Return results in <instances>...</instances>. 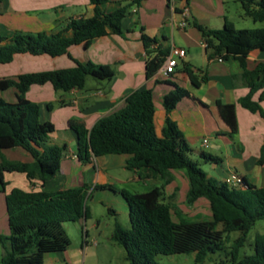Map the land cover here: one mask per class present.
I'll list each match as a JSON object with an SVG mask.
<instances>
[{
  "label": "trees",
  "instance_id": "1",
  "mask_svg": "<svg viewBox=\"0 0 264 264\" xmlns=\"http://www.w3.org/2000/svg\"><path fill=\"white\" fill-rule=\"evenodd\" d=\"M109 0H90L94 5L90 17L69 19L64 29L53 34L15 33L10 38L0 35V63H9L17 53L62 55L72 45L88 47L100 36L124 33L122 22L129 5L124 4L112 12H106L102 4ZM244 13L254 22H264V0H238ZM206 43L208 57L237 59L242 67L241 76L248 88L239 104L250 112L264 118L261 102L264 101V62L253 69L247 68V57L254 50H264V27L237 28L225 19L224 26L212 29L196 24ZM72 30V36L63 33ZM148 55L146 76L151 78L162 66L168 49H151L156 43L145 33L142 35ZM191 83L199 86L198 76L190 67L185 68ZM113 70L108 65L86 64L65 69L37 71L20 74L8 79L6 86L16 89V101H7L0 96V185L5 192L9 235L0 237L3 243L1 264H45L46 253L66 250L71 239L64 223L76 222L90 217L87 203L95 188H110L119 192L127 202L129 227L116 221L113 241L122 246L130 264H161L160 254L195 253V261L203 262L211 253L224 247L225 233L240 231L241 235L231 244L228 255L231 264H264V234L256 236L254 252L240 257L249 230L256 221L264 219V184L256 186L242 178V187L208 177L207 173L190 156V146L177 123L169 116L161 135L155 129V105L152 88L131 92L125 105L100 118L91 129L83 121L71 119L70 129L77 137V158L89 163L93 157L108 154H127L126 168L137 173L140 179L166 180L146 192H131L117 189L110 184L86 181L83 187L56 191L43 189L44 183L56 174L55 164L68 151V145H50L48 141L55 132L52 122H41L39 106L27 98L33 85L51 84L56 90L68 91L82 88L88 76L110 79ZM188 95L182 87L164 96L168 113ZM220 104V103H219ZM228 124L236 130L235 105H226ZM21 148L31 160L10 159L3 151ZM211 160L217 157L204 154ZM264 158V145L258 163ZM173 170H184L188 178L187 201L206 199L211 216L207 220H191L173 217L171 206L164 201V184ZM5 173H21L33 183L41 181L42 188L27 190L14 186L7 189ZM111 212L114 209L109 208ZM222 224L223 228L218 229Z\"/></svg>",
  "mask_w": 264,
  "mask_h": 264
},
{
  "label": "crops",
  "instance_id": "2",
  "mask_svg": "<svg viewBox=\"0 0 264 264\" xmlns=\"http://www.w3.org/2000/svg\"><path fill=\"white\" fill-rule=\"evenodd\" d=\"M186 1L191 18L185 28L179 27L184 1L109 0L102 4L106 12L129 5L122 22L124 33L117 34L108 28V34L95 38L88 47L84 44L72 45L67 53L58 56L17 53L11 62L0 63V96L11 102L17 99L16 89L5 83L23 73L72 68L89 61L108 65L113 70L110 79L88 76L82 88L63 91L44 84L33 85L26 93L28 99L38 104L40 121H49L55 126L48 144L68 145L67 153L55 164V176L44 183L43 189L56 191L83 187L86 181L91 183V188L98 183L122 189L124 187L118 185L157 180L151 177L140 179L136 172L127 169V154H108L82 163L76 155V133L68 126L69 120L76 119L91 129L100 118L122 108L131 92L145 88H152L154 93L156 133L161 135L168 116L174 120L190 146L191 158L197 163L194 157L204 160L209 169L208 177L214 176L230 185H233L235 176L245 178L256 186L264 184V158L261 164L258 163L264 145V118L238 102L248 92L239 61L233 57L222 61L217 57L210 59L196 26L200 24L220 29L225 19L233 22L228 4L238 0ZM93 9L90 0H0V35L10 38L15 33L53 34L64 29L71 18L92 16ZM143 33L156 39L151 49L169 50L177 46L186 50L185 56L179 58L174 73L164 75L158 70L154 76L147 78L148 55ZM72 34V30L63 33L65 36ZM4 43L6 41L0 42V45ZM259 62H264V50H254L248 55L247 68L253 69ZM186 67L193 69L198 76L199 86L191 83ZM176 85L187 90L188 95L168 113L163 99ZM229 104L235 105V131L228 124L225 106ZM261 106L264 110V101ZM3 153L10 159L31 160V156L21 148L4 150ZM204 154L218 160L208 159ZM6 174L7 189H10L14 186L6 179ZM177 174L178 171L173 170L169 175L168 182L164 184L167 192L174 186ZM19 178L20 182L15 181L13 185L21 183L22 188L27 190L42 188L41 181L30 183L24 174ZM91 215L90 208L89 218L67 227V222L64 223L71 244L66 250L46 253L45 264L94 263L93 255L88 253L90 243H94L91 228L96 227L95 224L87 225ZM107 264L119 263L111 261Z\"/></svg>",
  "mask_w": 264,
  "mask_h": 264
},
{
  "label": "rangeland",
  "instance_id": "3",
  "mask_svg": "<svg viewBox=\"0 0 264 264\" xmlns=\"http://www.w3.org/2000/svg\"><path fill=\"white\" fill-rule=\"evenodd\" d=\"M239 1H231L228 4L229 16L234 22L237 28H255L264 27V22H254L251 17L247 16L241 8ZM189 27V26H188ZM76 145V142L74 143ZM199 166L206 172L209 169L201 158H196ZM193 159V158H192ZM178 174L176 176L174 186L168 188V192L163 189L164 201L168 203L173 211V217L178 220V217L184 216L191 220H207L211 216V210L209 202L206 199H201L196 202L189 203L186 198L188 178L184 170H176ZM21 173H7L6 179L9 180L12 185L22 187L14 182H20ZM216 179L214 176L211 177ZM164 181L161 179L150 180L144 182L143 180L126 183L125 185H118L124 187L131 192H146L154 186L163 185ZM10 186V187H11ZM88 205L91 208V218L87 220V225L95 224L96 227L91 228L92 242H96L99 246L91 244L89 245V255H93V264H107L109 262H117L119 264H130L126 257L125 249L113 242L112 233L114 224L116 221L120 222L123 226L129 227V215L128 205L123 196L110 188H95L91 191L87 200ZM110 206L117 212L114 214L109 210ZM67 225H74L73 222H67ZM223 225L219 224L218 229H222ZM82 231V226H80ZM264 234V219L256 221L254 226L249 230L247 239L244 246L240 249V257L250 255L254 252V244L256 236ZM9 235L8 217L5 205V192L2 191L0 185V237H7ZM224 247L211 253L209 257L203 262L195 261V253H176V254H160L157 256L158 261L161 264H231L228 251L231 244L240 235V231H232L229 234L225 233ZM3 254V243L0 239V264Z\"/></svg>",
  "mask_w": 264,
  "mask_h": 264
},
{
  "label": "built area",
  "instance_id": "4",
  "mask_svg": "<svg viewBox=\"0 0 264 264\" xmlns=\"http://www.w3.org/2000/svg\"><path fill=\"white\" fill-rule=\"evenodd\" d=\"M169 1H184L185 6L182 9V20L179 23V27L185 28L188 25V22L191 18L190 9L188 7L186 0H169ZM206 46V43H203ZM186 54V50L182 47L172 46L169 50V53L165 56L164 62L162 66L160 67V71L164 75H170L176 71V67L178 65V60L181 57H184ZM219 61H222L223 59L221 57H217ZM206 141V140H205ZM233 186L242 187L243 180L239 176H235L232 181ZM95 245L98 243L95 242Z\"/></svg>",
  "mask_w": 264,
  "mask_h": 264
}]
</instances>
